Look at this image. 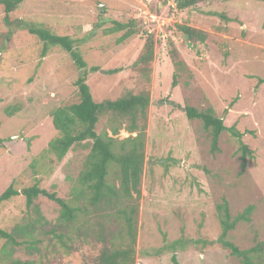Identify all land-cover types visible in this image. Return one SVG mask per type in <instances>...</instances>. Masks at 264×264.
<instances>
[{
	"label": "rangeland",
	"instance_id": "rangeland-1",
	"mask_svg": "<svg viewBox=\"0 0 264 264\" xmlns=\"http://www.w3.org/2000/svg\"><path fill=\"white\" fill-rule=\"evenodd\" d=\"M12 16L74 42L87 65L85 84L95 102L148 95L145 115L136 121L143 132L144 157L139 197L131 191L130 200L124 202L136 208L133 264H174L173 255L178 264H240L219 243H208L220 235L218 216L223 211L217 207L223 203L230 221L253 207L249 220L239 221L227 240L239 250L264 242L262 2L211 0L178 10L174 0H25ZM114 22L127 26L132 22L135 34L119 42L124 32H109ZM11 24L4 23L0 12V194L9 186L21 191L37 184L73 207L85 205L91 211L87 200L74 199L89 149L75 145L57 161L47 148L57 136L50 113L77 102L75 83L84 70H78L58 47H48L41 55L43 43L15 28L14 20ZM179 26L203 31L204 43L190 42ZM150 44L151 60L145 63L141 57H147ZM173 47L176 61L182 63L179 67L169 57ZM91 67L97 71L90 72ZM185 107L211 109L225 127H233L241 137L222 132L213 148L210 130L198 119L189 120ZM128 124L123 121L114 136L118 142L140 132L127 133ZM115 126L107 114L99 118L95 133L110 136ZM243 145L251 153L244 168ZM115 152L120 153L118 145ZM106 179L115 190L119 188L115 165ZM85 196L90 193L86 191ZM124 204L109 212L110 230H116L118 238L115 243L129 242L125 222L118 216L126 209ZM34 206L47 224L53 225L59 217L60 207L44 196H38ZM32 208H26L22 196L2 202L0 230L10 232L14 226L34 222ZM77 220L68 229L73 237L66 244L77 248L76 230L85 222L82 229L89 228V237L85 233L82 252L92 260L101 249L92 238H96L98 225L91 213L88 217L82 213ZM35 235L41 240L39 248L43 252L49 249L51 236H41L38 229ZM3 244L0 239V264H8ZM52 244L59 247L60 254L53 256L54 251L48 250V258L55 259L51 264L83 263L78 252H65L57 241ZM26 246L27 242L13 247L11 258L39 260L37 254L25 251ZM250 257L254 264H264V254Z\"/></svg>",
	"mask_w": 264,
	"mask_h": 264
},
{
	"label": "trees",
	"instance_id": "trees-1",
	"mask_svg": "<svg viewBox=\"0 0 264 264\" xmlns=\"http://www.w3.org/2000/svg\"><path fill=\"white\" fill-rule=\"evenodd\" d=\"M24 1L25 0H0V12L4 23L10 26L13 25L11 22L14 20L16 23L15 28L26 31L29 35L36 36L39 41L43 43L41 55H44L48 47H58L70 57L72 63L78 70H84L82 77L75 83L77 87V102L56 107L50 113L51 125L56 131L57 136L48 142L47 148L49 153L52 154L57 161H61L66 153L75 145L83 144V146L89 149L83 163V169L78 176L79 187L75 189L77 194L74 196V199L76 200L79 198L81 200H87L91 211H89L85 205L73 207L68 202L57 198L55 194H49L45 190L40 189L37 184L24 188L21 191L15 190L12 186H9L0 194V204L8 201L12 197L22 196L25 199L26 208L30 209L34 207L32 209L36 215V220L27 226H14L11 228L10 232L0 230V239L4 240L2 252L10 258L8 264H51V261L55 259H49L47 252L48 250H52L54 251L53 256H59V247L56 244H52V241H57L65 252H78L83 258L82 264H133L136 241L134 224L136 208L131 206L129 202H126V204H124V202L130 200L131 191L139 197L137 188L140 183L144 157L143 132L139 130L136 121L139 115L142 117L145 115L144 111L149 105L148 95H127L116 101L106 100L100 103L95 102L90 95L89 87L85 84V70L87 65L74 48V42L67 36H57L46 29L28 24V22L21 19L13 18L12 15L15 14L18 7ZM205 1L211 0H174L178 10L189 9ZM253 1L262 2L264 4V0ZM113 24L114 28L109 30V32H124L119 38V42H123L135 34L132 29V22H130L128 26L119 22H114ZM179 30L192 43L203 44L205 41L206 34L203 31L186 26H179ZM151 52L152 44L147 46V57L142 56V60H140L148 63L151 60ZM168 53L174 66L179 67L182 65V63L176 61L177 54L174 47L172 50L168 51ZM89 71L96 72L97 68L91 67ZM183 112L189 120L198 119L202 121V126L205 130H210L213 148L222 132H229L235 138H240L242 135L239 132H235L233 127H225L222 119L216 118L211 109L197 111L194 108L185 107L183 108ZM107 114L111 115L116 126L110 129V136L107 133L98 135L95 133V126L99 118ZM123 121L129 123L125 128L127 133L132 134L138 130L140 132L135 137L130 136L118 142L114 139V136L118 135ZM88 141H90V144ZM126 144L129 145V149H124V145ZM117 145L120 147V153L115 152ZM242 148V166L244 168L246 165V158H251V153L246 146L243 145ZM111 165H115L119 170L120 186L117 190H115L113 186H110L106 179ZM86 191L90 193L88 198L85 196ZM38 196H44L60 207L59 217L53 225L47 224L41 216L38 207L34 206V201ZM121 204H124L126 209L119 210L120 213L118 216H122L125 222V235L129 240L128 243H122V240L121 242L115 243L114 240L117 238L115 234L116 230H110L111 215L109 212L113 211L116 206ZM217 209L218 211H223V215L218 216L221 232L217 241H209L208 243L211 245L219 243L222 248L228 249L232 256L238 258L240 264H254L250 256L259 257L264 254V242L256 243L251 249L239 250L238 247L227 240L228 232L233 230L234 226L239 221L249 220V215L253 207H247L243 213L237 215L232 221H230L226 203L218 206ZM82 213L86 217L91 213L92 218L95 219V225H98V229L95 233L96 238L94 236L92 238L101 244V249L92 260L85 258L88 255L82 252V243L86 241L83 237L85 233L88 236L87 232L89 231V228L85 230L86 232L82 229L85 222H82V226L78 225L76 230V238L80 241L77 248L72 244H66L67 242H71V237H73L68 229L71 230V228H74L75 224H78L77 218ZM37 229L41 236H51L47 243L49 249H46L45 252L39 248L41 240L36 237L37 235L34 236ZM18 240L21 241L19 242ZM25 242H27L25 251L29 255L37 254L39 260H19L11 258L13 255V247L20 246ZM194 242L196 243V241ZM172 246L174 247L175 245ZM9 247L10 250H7ZM168 248L170 249L171 247ZM161 252L162 250H158L159 254ZM171 260L174 264H178L175 255L172 256ZM64 262L65 261H63V263Z\"/></svg>",
	"mask_w": 264,
	"mask_h": 264
},
{
	"label": "water",
	"instance_id": "water-1",
	"mask_svg": "<svg viewBox=\"0 0 264 264\" xmlns=\"http://www.w3.org/2000/svg\"><path fill=\"white\" fill-rule=\"evenodd\" d=\"M187 39V37H185Z\"/></svg>",
	"mask_w": 264,
	"mask_h": 264
}]
</instances>
